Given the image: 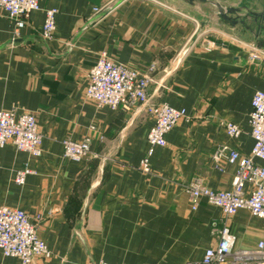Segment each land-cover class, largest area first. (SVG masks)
<instances>
[{
    "label": "crops",
    "instance_id": "1",
    "mask_svg": "<svg viewBox=\"0 0 264 264\" xmlns=\"http://www.w3.org/2000/svg\"><path fill=\"white\" fill-rule=\"evenodd\" d=\"M213 1L40 0L42 9L18 31L0 7V110L33 112L43 135L40 156L13 143L0 147V204L24 210L53 253L31 264H197L224 225L239 246L264 239V219L249 209L227 216L188 192L194 180L233 187L237 164L223 159L220 169L213 155L221 145L251 154L252 98L264 90V61H251L242 45L264 49V17L243 10L231 14L239 19L233 22ZM96 6L102 10L95 14ZM47 7L59 10L51 40L41 33ZM184 45L189 50L176 67ZM103 51L142 71L155 64L150 103L186 109L167 144L156 147L150 173L140 168L155 123L146 104L113 109L86 96ZM229 121L242 128L239 137L226 132ZM86 137L92 154L64 156L65 139ZM25 167L33 172L18 184ZM0 264L21 261L0 249Z\"/></svg>",
    "mask_w": 264,
    "mask_h": 264
},
{
    "label": "built area",
    "instance_id": "2",
    "mask_svg": "<svg viewBox=\"0 0 264 264\" xmlns=\"http://www.w3.org/2000/svg\"><path fill=\"white\" fill-rule=\"evenodd\" d=\"M0 7L15 21L17 31L24 27L33 11L42 9L40 0H0ZM100 7H94L99 13ZM45 21L42 37L51 40L57 28L58 8H44ZM215 45V41H208ZM249 51L251 61H264V49L256 43H243ZM189 47L184 45L173 59L174 65H180ZM156 65H150L145 71L122 64L111 58L106 51L100 53L96 63L89 71V84L86 96L94 100L98 106H109L117 109L120 106L146 104L148 112L155 118L149 131V149L140 163L145 173L152 171L150 158L156 147L167 144L166 134L177 123L187 117L186 109L175 108L166 102L150 103L149 87L156 82L154 72ZM254 145L250 155H242L228 145L219 146L214 152V160L220 169V161L237 164L233 179V187L228 190H214L200 180L188 185V192L195 200L205 198L209 203L220 207L225 215H233L242 208L249 209L254 215L264 219V165L257 159L264 160V90L255 91L252 98V110L249 118ZM226 132L231 137H239L242 128L234 122H226ZM104 137L101 136V139ZM43 135L39 131L36 115L30 111H19L16 108L0 110V147L13 143L19 150L27 151L34 156L42 154ZM64 156L79 160L92 154L91 138L81 141L65 139ZM25 167L16 173L15 181L23 184L32 173ZM249 183L251 190L245 193V185ZM197 208V202L193 204ZM0 249L5 256H15L21 264H31L35 257L50 259L53 256L48 244L40 238L38 227L31 217L20 208L0 204ZM97 264H117L104 259ZM197 264H264V239L253 247H242L237 243L236 235L229 225L219 230L216 245L206 249Z\"/></svg>",
    "mask_w": 264,
    "mask_h": 264
},
{
    "label": "water",
    "instance_id": "3",
    "mask_svg": "<svg viewBox=\"0 0 264 264\" xmlns=\"http://www.w3.org/2000/svg\"><path fill=\"white\" fill-rule=\"evenodd\" d=\"M203 1H208V0H203ZM213 3L218 7V9L220 10V13L226 17L227 19L233 21V22H236L238 21L239 19L238 18H234L231 16V14H236L240 11H243V10H247L248 12L250 13H253L255 15H261L264 17L263 14H260L258 12H254L252 11L248 6H242V7H229L227 9H225L222 5V3L220 1H213ZM244 21V20H243Z\"/></svg>",
    "mask_w": 264,
    "mask_h": 264
},
{
    "label": "rangeland",
    "instance_id": "4",
    "mask_svg": "<svg viewBox=\"0 0 264 264\" xmlns=\"http://www.w3.org/2000/svg\"><path fill=\"white\" fill-rule=\"evenodd\" d=\"M222 1H223L222 3H224L223 5L226 7H228V5L248 6L252 10L264 11V0H230V1L222 0Z\"/></svg>",
    "mask_w": 264,
    "mask_h": 264
}]
</instances>
